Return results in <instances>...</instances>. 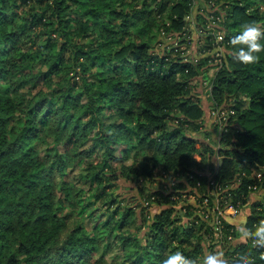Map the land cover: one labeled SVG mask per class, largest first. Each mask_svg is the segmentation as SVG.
<instances>
[{"label":"trees","instance_id":"16d2710c","mask_svg":"<svg viewBox=\"0 0 264 264\" xmlns=\"http://www.w3.org/2000/svg\"><path fill=\"white\" fill-rule=\"evenodd\" d=\"M253 21L264 25V0H0V264H160L177 250L197 261L213 252L209 221L247 204L260 184L253 169L264 182V51L248 65L229 55L230 38ZM193 43L199 57L187 55ZM211 112L215 147L192 136ZM120 159L130 164L114 166ZM155 177L165 190H147ZM119 180L142 185L139 212L116 194ZM188 197L199 208L179 206ZM152 204L161 210L147 224ZM249 211L252 228L264 198ZM221 226L224 248L237 231ZM260 251L245 241L224 254L264 264Z\"/></svg>","mask_w":264,"mask_h":264},{"label":"rangeland","instance_id":"374dc122","mask_svg":"<svg viewBox=\"0 0 264 264\" xmlns=\"http://www.w3.org/2000/svg\"><path fill=\"white\" fill-rule=\"evenodd\" d=\"M195 16V13L194 15ZM194 18V17H193ZM195 24V20L192 19V21ZM193 27V25H191ZM193 38H195V35L193 36ZM195 49V44L193 43L191 45V49L189 50V52L187 53L188 56H196L197 54L194 51ZM208 55V54H207ZM206 55V56H207ZM197 57H199L197 55ZM217 63V61L215 63H211L210 66H213ZM217 71V69H215V67H211V69L208 72V76L210 78H213L215 75V72ZM104 71H102V73L105 75L106 73H104ZM98 73V75H100ZM200 83H198V85L195 88H200ZM212 87V79H209L208 82H206V84L203 86L202 89V93H203V97L200 99V101H202L201 104H203V106L205 107V110H207L206 108L209 105V101L207 100L208 96H209V91L211 90ZM232 100V98H230V101ZM207 106V107H206ZM229 113H233V111H229ZM210 121L207 122V114L204 115L203 119H202V123L203 126L201 128V130H199L198 132L192 133L193 137L199 138V139H205L211 146H216V142H217V138H218V129L215 128V126L212 123H209ZM209 123V124H208ZM191 134V133H190ZM36 150L37 151H42L43 150V146L39 143L36 144ZM115 156L118 158L119 155L118 153L115 154ZM121 158V157H120ZM216 160H218V158L214 159V162H216ZM120 164H125V165H129L130 164V159L128 160H118L117 164H115L114 166L118 167ZM261 174V176L263 175V172L259 171V170H252L251 171V175L250 178L255 179L257 178L258 174ZM212 174V173H211ZM212 178V175H209ZM258 185L254 186L252 191L249 193L248 195V202L246 205H244L243 207L238 208V210L236 211L235 214L231 215L229 213H222L221 216L224 220V223L226 222L227 224H231L235 227V229H237V225L244 221L248 214H249V207L257 201H260L262 198H264V182L260 181V179L262 180V178H258ZM213 182V181H212ZM239 182V180H238ZM238 182H234L228 189H234L238 186ZM116 188V194L119 196V198L123 201V204L126 205H131L132 208H136V212H139V209L141 208V206L145 205L143 202V198L140 197L138 195V189L142 186L137 185L134 182H130L128 180H119L117 182H115ZM164 186V183L162 181L159 180V177H155L154 181H152L151 184H147V190L148 191H153V190H165L162 187ZM83 189L86 191V187L83 186ZM217 195L213 194L211 195V199H212V206L215 204H219V201L216 200ZM186 201H181L179 206H183V204H189L194 206L195 208H199V205L197 204V200L195 197H188L185 199ZM159 210H161V207L157 206L156 204H152L149 207V217L147 218V224L148 223H152L153 219H154V215L156 213L159 212ZM201 215H202V211H201ZM221 218V220H222ZM221 220H220V224H217L216 220H210L209 223L214 226V235H215V239H216V246L213 250V252L216 251H222L223 253H225L227 250L232 249V248H236L238 245L243 244L245 241L241 239V237L239 236L238 232H236L237 236L234 237V239H232L231 241H229V243L227 242V244L224 245V248H221V244H222V237H221V233H222V226H221ZM82 225L84 226L86 232L88 233V235H91L93 233H97L96 229H94L93 224L91 223V221H88L86 219H84L82 221ZM143 230H141L142 232ZM237 231V230H236ZM104 232V231H103ZM102 236V233L100 234V237ZM222 249V250H221Z\"/></svg>","mask_w":264,"mask_h":264},{"label":"clouds","instance_id":"9594fccd","mask_svg":"<svg viewBox=\"0 0 264 264\" xmlns=\"http://www.w3.org/2000/svg\"><path fill=\"white\" fill-rule=\"evenodd\" d=\"M264 25L255 21L241 25V31L230 38L229 44L233 51L229 53L234 62L254 64L258 62V53L264 51ZM113 134L112 131L108 133ZM237 232L242 240L251 241L252 247L264 250V220L258 221L252 228L247 226V220L237 225ZM259 258L264 259V251L259 252ZM160 264H256L250 252H237L230 259L222 251L205 252L200 261L189 258L177 250L166 254Z\"/></svg>","mask_w":264,"mask_h":264},{"label":"built area","instance_id":"2783aa9c","mask_svg":"<svg viewBox=\"0 0 264 264\" xmlns=\"http://www.w3.org/2000/svg\"><path fill=\"white\" fill-rule=\"evenodd\" d=\"M214 40H215V44H220L221 42H223V37H222V35L220 34V33H217L216 35H215V37H214ZM221 56H222V50H218L215 54H214V57L215 58H221ZM219 59H216L215 61H220ZM222 114H223V112H222ZM218 117V113H213V112H211V118H212V120H213V122H216V119H218L217 118ZM224 119H225V117H224ZM257 178H260V175L258 174L257 175ZM210 185L211 186H213L214 185V183L213 182H210ZM214 193L212 192L211 193V195H213ZM215 195H217V193L215 194ZM216 200H217V197H216ZM208 203H209V199H208V197H206V198H204L203 200H202V203H201V208H204L206 211H207V213H205V215H204V217H205V219L206 218H208V216L209 215H212L213 214V212L211 211V210H209V209H207V207H208ZM219 209V206L217 205V204H215L214 205V209H213V211L215 212L216 210H218ZM236 209L235 208H233L232 206H227L226 208H225V210H222V211H218V216H221V214L222 213H229V214H231V215H233V214H235L236 213ZM204 212H202V214H203ZM221 218H222V216H221ZM213 220H216L217 221V224L219 225L220 223V220L218 219V217H215L214 218V216H213ZM227 241H231L232 239H231V237H228L227 239H226Z\"/></svg>","mask_w":264,"mask_h":264},{"label":"crops","instance_id":"0c3cea01","mask_svg":"<svg viewBox=\"0 0 264 264\" xmlns=\"http://www.w3.org/2000/svg\"><path fill=\"white\" fill-rule=\"evenodd\" d=\"M200 96H201L200 98L203 97L202 95H200ZM208 121H210L209 123H212V124H213V120H212V118H210V117L207 116V122H208ZM209 123H208V124H209ZM195 158H196V160L199 161V158H198V157H195ZM216 161H217V160H216ZM218 162H219V161H218Z\"/></svg>","mask_w":264,"mask_h":264}]
</instances>
